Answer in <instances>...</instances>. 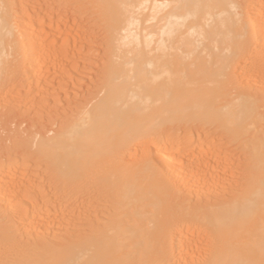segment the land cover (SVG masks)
I'll return each mask as SVG.
<instances>
[{
    "label": "bare ground",
    "instance_id": "obj_1",
    "mask_svg": "<svg viewBox=\"0 0 264 264\" xmlns=\"http://www.w3.org/2000/svg\"><path fill=\"white\" fill-rule=\"evenodd\" d=\"M21 1L26 0H0V74L25 66L24 58L28 56L27 73H21L31 74L38 81L55 51L54 24L45 25L47 21L37 14L38 7L37 11H32V5L29 8L36 12L34 17L40 16L44 21L34 20L29 13L33 22L27 21L20 12L24 19L19 25L24 26L28 40L25 51L14 22V12ZM92 3L101 7L96 26L104 29L102 61L109 67L95 90L96 99L87 100L82 109L80 106L53 135L49 134L52 136L45 138V143L51 157L64 167L60 174L65 183L81 179L86 188L101 186L111 193L110 203H106L109 211L103 213L108 218H96V214L86 212L84 232L75 233L76 236L70 232L54 235L53 240L42 235V239L52 240L43 239L42 243L40 236L34 237V230L48 225L47 213L51 210L38 208L32 215L25 213L26 216L14 218L16 221H7L3 216L2 210L8 206L2 207L5 193L12 186L17 187L13 175L10 187L0 185L4 202H0V234L22 230L34 242L21 246L24 240L17 233L16 237L23 241L19 243L21 248L14 245L21 249L17 253L22 258L16 264H168L179 261L180 253L185 264H264V119L260 116L261 99L251 90L264 88V60L260 57L264 52L255 50L256 55L262 51L259 62L257 56L251 57L257 66L263 64L250 80L248 68L253 60L247 63L250 58H244L248 48L258 46L259 41L263 44L264 3L259 7L258 19L252 16L254 11L250 13L258 20L257 25L252 21L256 26L250 22V15V21L243 18L247 10L239 11V0ZM19 8L24 11L22 6ZM107 14L108 19L104 18ZM259 35L263 37L260 40ZM246 74L250 88L239 89ZM232 85L237 89L235 94L230 90ZM194 121L221 127V136L237 142L234 150H239V156L230 150L223 156L214 149L220 131L217 137L207 132L202 142L195 143L197 129L193 128V133L186 125ZM175 124L189 130L185 133L188 139L184 138L187 142H183V155L179 154L182 149L177 148L179 140H175L182 135L176 137L172 133L173 139L166 133ZM149 144L161 148L155 151L150 147L144 151L146 156L130 161L131 145H137L139 150ZM230 162L233 166L238 162V168L230 170ZM245 163L250 167L242 169ZM205 187L207 191L215 189L211 192L215 194H208ZM188 190L208 196L202 194L194 199V193L190 195ZM183 191L190 196H182L181 200ZM53 209L62 215L61 206ZM191 252L194 259L188 258Z\"/></svg>",
    "mask_w": 264,
    "mask_h": 264
},
{
    "label": "rangeland",
    "instance_id": "obj_2",
    "mask_svg": "<svg viewBox=\"0 0 264 264\" xmlns=\"http://www.w3.org/2000/svg\"><path fill=\"white\" fill-rule=\"evenodd\" d=\"M26 1L25 3L21 1L22 10L24 9V11L18 10L20 9L19 7H21L20 2H19L17 3L19 6L15 9V12H14V17H15L14 22L19 32L18 33L19 38L23 42V46L25 47L24 50L27 51L28 49V42H27L28 40L26 39L27 35L25 32L24 26H21L22 24L19 25V22L22 19H24V18H21L20 12H23L24 15L23 14L22 15L26 16L27 21L31 20L33 22V19L36 20V19H41V17H43L45 21H47L48 23V24L45 23L46 26H52L49 24L53 23L54 24L53 27L55 29L54 31L55 33H53L55 36H53V38L55 37L57 39L50 38V41L52 39H53V42L55 41L53 43V48L55 49V51L52 52V57L50 59V62L48 63L46 68L41 73L42 74V76L40 77L41 80L39 79L38 81H35L34 80L35 78L34 77L32 78L31 74H27L28 76L25 75L27 73L26 69H27V66H28L27 64L29 60V58H27L28 56L24 58L25 63L23 65H25L26 67L21 66L20 69L16 68L13 71V73H10L7 75L0 74L1 76V82H0V185H2L4 188L10 187L13 183L11 181V179L13 178V175L17 179L16 180L17 187L13 189V186H12V188L9 189V192L5 193L7 197L5 198V200H3L5 201V203L1 200V197H0V202L4 203V204L0 203V205L3 204L2 205L3 208L5 204L6 206L8 205L7 206L8 208L6 206H5L6 209H3L2 207H0V210L3 209L2 210L3 216L6 215L5 220L7 221L13 220L14 218L17 219L20 216L32 215L34 211H36L38 208L43 209L42 211L46 210V212L51 210V212L47 213L48 216H50V220L47 221L49 222L48 225H46L45 227L44 226L42 227V229L44 228L43 229L44 231L41 229V227H39L40 229L37 227L38 229L36 228V231L34 230V234H37V235L34 236L33 234L34 237L40 236L41 239L39 237L38 238L39 240H42V243H43L45 241L51 240V239H45V238L53 237L54 239H56L55 237H57L58 234L65 235L66 232H70L74 235L75 233H78V234L81 233V231L84 232V230L87 228V226H85L86 228L84 227V225L87 224L85 222L86 212H91L93 215L96 214L95 215L96 218L104 217V219H106L107 217V216H104L103 213L104 211H107V210L109 211V209H107L106 207H107V204L110 203L108 199L111 193L109 194V191L105 187H101V186H90L89 188H86L83 185L84 183L81 179L75 180L74 183L72 184L65 183L62 180V177L60 174L61 169H63L64 167L62 165H58L57 162L54 160V158L51 157V154L48 151L47 144L45 143V138H47V136H52L55 133V131H57L60 128L61 123L66 122L76 110H79L80 106H81L80 109H82L84 104L87 103L86 102L87 100L91 101V99L93 98L94 100L96 99L95 97L97 96H95L94 94L95 90L99 87V85H101L100 79L102 78L106 68L109 66L107 62L102 61V58L105 52L104 29L102 30L101 26H98V27L96 26V25H99L98 19H100L99 16H101L100 11H99V14L97 13L99 8H101L100 6H98L97 8L96 5H92L93 4L92 0H68V2L67 0L66 1L65 0L64 1L63 0H59V1L58 0H55V1L53 0H38V1L29 0L30 2L28 1V3L30 4L26 3ZM52 1L55 3H52ZM255 1L259 6L256 3H254ZM260 1L258 2L257 0H254V1L253 0H239V3H240L239 11L244 12L247 10L246 12H244L243 18L248 19V15H250L249 19L251 21L249 19L248 20L250 22L252 21L256 22V25L258 24L257 22L258 20L256 21L254 17L256 16L255 18H257L258 10L261 8V6H263V3H264L262 2L264 0H262L261 2ZM60 2L61 3L63 2L62 3L63 5ZM86 3H89V4L86 5ZM249 3L252 4L251 6L255 8V10H253V8L249 6L250 5ZM58 4L62 6L59 7ZM30 5L32 6L30 7ZM88 5L90 6V8ZM254 5L258 7H255ZM24 7L25 8L27 7L28 9L31 8L32 11H37L39 8V10L37 11V14L41 15V17L40 16H38V18L34 17V15L35 16L37 15L36 12L34 14L30 9V11L32 12L30 13V11L28 12V10H26ZM25 10L27 13H25ZM17 11L18 13H20V17ZM251 11L252 12L254 11V13H252ZM255 11L257 15L255 14ZM16 13L18 16H16ZM28 13L32 15V18L33 17L34 18L31 19L29 17L31 15H29ZM251 15L254 17H251ZM107 16L108 14L104 18H107ZM17 17L21 19L19 20ZM43 18L41 20L44 21ZM253 24L255 25V23ZM19 27L22 30L19 29ZM23 34L25 36L24 38H23ZM67 37L69 38L67 39ZM260 38L261 37L259 35V40ZM261 42H263V44L260 43L259 41L258 46H256L255 44L256 47L252 46L250 47L251 49L250 48L247 49L245 56H244L245 59L246 57L247 59L250 58L248 59V62L246 61L247 63H249V61L251 62L254 56H257L255 57V59H257V61L259 62L258 57L260 54H262L261 53L262 51L264 52V49H262V45L264 46V38ZM257 47L258 49H256ZM255 50L256 51L262 50V51L260 52L259 55H256L257 52ZM248 51H250L251 53L250 55ZM254 51H255V54H254ZM247 54L249 55V57ZM260 57H263L261 59L264 60V53ZM255 59L253 60V62H255L256 65L253 62L252 63L254 65L252 63H249L250 65L247 64V67L252 66L255 68H252V67L248 68V75L250 74L249 79H248V75L246 74V78H244L246 79V81L244 79L242 80L243 82L245 81L244 82L245 85L243 84L242 81L241 82L239 81L240 83H242V86H239V89L244 86L247 88H250L249 86L250 84L248 85V83H246V82H249L247 81V79L248 80H250V78L252 79L251 76H253L259 70V69L257 70V68H261L260 66L263 64L261 63L263 60L261 61L260 59L261 64L258 63L259 65L257 66V62ZM251 69L252 71H254L253 73L251 72ZM18 70L20 71L19 73H18ZM24 70L26 71L24 72ZM21 72L25 73L23 74L24 76L22 75ZM258 87H257L258 91L256 90V87L254 88L251 87V90L254 94H256L259 97V99H261L259 100L260 110H261L260 116L264 119V88L260 86ZM230 90L232 91L233 94H235V92L237 91L235 85L230 86ZM261 96L263 99L260 98ZM194 122L192 123L186 122V125H188L190 130L192 129L191 131H193L194 129L195 130L197 129V131L194 130L196 133H194L193 131V133L195 134V138H194L195 143H198V142L200 143V141L202 142L201 139L204 140L206 138L205 134L207 132H210V134H216V137H217L220 131V137L219 138L217 137V141H216L217 143H214V149L218 150L219 152L221 151L222 155L223 154L226 155V153L229 154V152L232 151L231 153L235 152L233 154V155H236L235 157L239 156V153L237 152L239 150H236V151L234 150V148L236 149L237 147L236 145L237 142L232 141V140L231 142L230 139H228L226 136L225 137L227 139L224 137V135L221 136L222 135L221 127H216L215 123L214 125L212 123H206L207 125H204L205 122L203 123L202 121H199V122L194 121ZM183 123L185 126V122ZM209 124H211V126H209ZM179 125L181 127H184L182 123ZM188 127L180 128L178 127V125L175 124L171 126V129L170 128L168 129L170 131V132L168 131L169 133L166 132L168 134V137L171 136L172 133L175 134L176 137L177 136L179 137V134L182 135L180 136V138H177V139L175 138V140L177 141L178 140L180 141V139L182 141V142L178 141L180 144L176 142V144H178L179 147L181 146V148L179 147L177 148L179 150L182 149V151L181 150L179 151L180 155H183V151H185V148L183 149L182 147L186 146V145L184 146L183 142H185L186 140L184 138L188 139V135L185 134V133H189L187 132ZM211 127L212 128L215 127V130L214 128L211 129ZM178 128L180 129V131L178 130ZM207 128H209L208 129L209 131H207ZM166 133L165 135L167 136ZM49 134H52V135H49ZM172 137L174 139V135H172L170 138ZM162 139L160 138L159 142L162 143L163 142ZM136 146L137 145H131L130 150H129L128 155L133 158L130 160L131 157L128 159L129 156L128 155L126 156L127 159L130 161L136 160L138 159V157L139 158L144 157V155L146 156V153H144V151L149 150L151 147L150 144L144 145L145 147H143L142 145L139 147V150H140L139 151L138 147L136 148ZM153 147L155 148V151H158V149L161 148V146L160 148L157 147V149L155 146ZM231 149H233L234 151ZM135 152H137L136 154L138 156L135 154ZM132 155H135L136 157ZM237 163L238 162H234L235 166H233L232 165L233 163L230 162V164L232 165V166L229 165L230 170L237 169L239 165V164L236 165ZM248 166L249 164L245 163L243 164V167L241 166V168L246 169L248 168ZM223 184H226V183H223ZM205 188L208 194H210L211 192H216L215 189L214 190L211 189V191L209 190L210 191L209 192L207 191L208 188L207 187ZM222 189H225V187ZM191 192L192 194H190ZM191 192L188 190V193L190 195H193L194 193L193 195L194 199L199 197L202 194L203 195L207 194V193L201 192L200 194H198L199 195L198 196L196 195L197 192L195 191H191ZM189 194H187V191H183L180 194L181 196L179 197L181 199L182 196L184 197L185 195L190 196ZM208 194L206 196H208ZM212 194H215V193H211V195ZM184 197L182 199H184ZM117 204L120 205L121 203L120 204L117 203ZM55 206H61L62 215H59L57 213L58 212L57 209H53V207ZM112 207L113 206L110 205L109 207L108 205V208L114 210L115 207L113 208ZM25 213L26 215H24ZM13 221H16V220L14 219ZM13 221H10V222L13 223ZM11 232H10V235L9 233H5V232H1L2 234H0V258H1L0 262L4 261L3 264H5L7 261H8V264H16V263H19L20 260H22V258L20 257L21 255L18 254L20 253L21 249L20 250H17V249H19L20 244L22 243L23 240L24 241H23V244H21V246L22 245L24 246L25 242L26 244L28 242V244H31V245H33L34 243L32 239L33 237H30L27 232L23 233L22 230L21 232H17V231L16 232L11 231ZM17 233H18L19 238L23 237L22 238L23 240L16 237ZM72 234H70L71 237L73 236ZM42 235H45V236L47 235L48 237L47 236L45 237ZM42 237H45L43 238L45 239V241L42 239ZM36 240L34 241L36 242ZM14 241H17V242L19 241V242L14 243ZM36 243L37 245H40L38 241ZM42 243L41 245H43ZM15 244L17 246L19 244V247L15 246L14 248ZM13 251L15 252V254L14 253L12 254ZM189 253H188L189 259H194L196 257L192 252L191 254ZM12 255L13 256L17 255V256L13 257ZM182 256L183 254L180 253L179 256H177L179 258V261L176 258L177 260L175 262L174 260H172V262L170 261L168 264H182L183 261L181 260L183 258H180ZM5 257H7V260ZM8 257H10L11 260H9ZM4 258L5 260H3ZM13 259H15L16 261H14ZM18 259L19 261H17ZM9 261L12 263H10ZM37 263L39 262L37 261ZM37 263L35 262V264ZM43 264L45 263L43 262ZM164 264H167V263H164ZM183 264H185V262H183Z\"/></svg>",
    "mask_w": 264,
    "mask_h": 264
}]
</instances>
